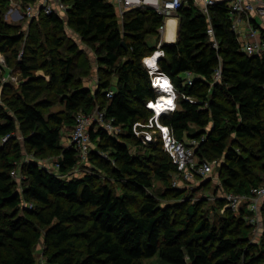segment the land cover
<instances>
[{
	"label": "trees",
	"instance_id": "16d2710c",
	"mask_svg": "<svg viewBox=\"0 0 264 264\" xmlns=\"http://www.w3.org/2000/svg\"><path fill=\"white\" fill-rule=\"evenodd\" d=\"M64 1L69 23L93 46L100 69L108 76L117 75V84L107 78L93 92L84 86L74 73L81 50L70 43L68 54L62 56L57 48L63 43L60 36L54 38L47 56L38 52L39 35L32 34L28 42L38 47L28 45L20 55L17 45L23 34L0 19V52L14 55L23 79L19 88L4 86L0 103V264H36L35 240H44L50 264H143V259L156 255L167 264H262L264 234L260 242L255 240V228L245 217L254 214L249 203L239 210L225 207L218 217L217 210L227 205L224 196L217 199L216 212L185 201L177 206H185V216L178 219L174 207L163 205L149 192L157 178L180 200L184 198L183 191L170 182L172 173L181 172L162 141L145 145L133 132L136 122L147 123L153 115L146 103L157 94L143 59L157 50L164 17L151 8L137 7L127 10L120 23L115 5L108 0ZM176 17L177 41L164 43L159 66L176 87L177 108L163 114L161 122L186 144V138L198 141L199 163H219L227 193L250 194L252 188L264 185L253 172L257 160L264 159V53L243 52L239 36L231 30L226 1L211 8L217 49L207 33V16L196 0L184 2ZM32 21L63 31L62 18L55 13H41ZM149 34L156 37L155 44L148 43ZM219 66L222 78L215 81ZM42 70L51 75L47 86L36 75ZM188 72L193 74L192 83ZM52 88L63 99L66 108L61 112H46L53 102L42 94ZM109 90H114L112 98L107 97ZM95 110L122 127L117 136L135 140L152 153L135 156L127 142L104 126H91V142L97 150L89 152V161L121 183V194L97 174H69L81 157L72 145L62 146L63 128H74L78 113ZM19 135L36 156L60 151L58 174L36 160L23 163L22 192L11 174L24 157ZM232 136L235 142L229 145ZM239 138L255 141L256 148L243 146ZM25 203L35 208L30 210ZM20 210L28 216L19 215ZM40 227L46 228L45 233Z\"/></svg>",
	"mask_w": 264,
	"mask_h": 264
},
{
	"label": "rangeland",
	"instance_id": "374dc122",
	"mask_svg": "<svg viewBox=\"0 0 264 264\" xmlns=\"http://www.w3.org/2000/svg\"><path fill=\"white\" fill-rule=\"evenodd\" d=\"M21 2L19 6H21L23 9H26L27 5L30 3L29 0H10L9 4L6 6H2L0 4V19L9 22L15 26H17L18 32L23 34L22 41L17 45V48L22 50L20 53H23L24 49L30 48L27 47L30 46H37L38 44H34L29 41V36L32 34L39 35L40 37V44L41 47L39 48L38 52L43 54H46L47 56L50 54V50L54 48L53 40L56 36H60L63 38V43H61L57 48L62 56L65 54H68V45L70 43H76L78 45L79 50H81V53L76 59V64L74 66V73L76 78H79L82 80V84L90 89H92V92L98 89L99 83L102 80L109 79L112 85L117 84V75L116 74H110L107 75V72L105 73L100 69L101 64L98 61L97 53L93 46L83 41L79 34L75 31L74 27L69 23L68 20V12L65 14L62 18L63 22V31H59L57 29L53 28V24H49L48 26L40 25V21H32L28 20L25 17L18 18L17 20L12 19L10 16V8L14 6V3ZM197 4H200V0H196ZM263 28H262V36L264 37V18H260ZM34 22V23H33ZM120 23H122V20H120ZM39 30V32L37 31ZM178 35V31H177ZM243 36L240 35V39H242ZM147 41L149 44H155L156 38L153 34H149L147 36ZM8 57L10 60V63H8ZM15 61L14 55L9 52L8 56L4 53L0 52V103H2L4 97V86L6 84H12L14 87L19 88V85L23 82L22 75L19 72V70L15 67ZM52 70V68H51ZM36 75L40 78V84L47 86L48 83H50L51 75L48 74L46 71H39L36 72ZM44 98L51 99L53 102V106L51 109L46 110V112H61L65 110V105L62 102V98L57 95L55 92V89H46L44 93L42 94ZM142 128V127H141ZM195 129V127H193ZM142 129L150 130L151 128L143 127ZM96 131V130H95ZM73 132V128L70 127H64L62 131V146H69L71 143V133ZM115 135V134H114ZM117 139L123 140L127 142L130 152L135 156L140 157H148L151 153V150L149 147H141L139 144H136L135 140H124L123 137L120 135L117 136ZM19 140L22 143L23 146V152L24 157L21 161L22 163H19L14 169L17 171L19 175V179L17 180V188L20 192H22L23 189V183H24V175L21 172V168L24 162L27 160H36L39 164H41L43 167L47 168L48 170H53L54 172H57V160L60 156L59 150L54 151H47L41 156H36L32 151L29 150L27 146L24 145V142L21 140L22 138L19 135ZM234 136L231 137L229 141V145H234ZM188 144L191 142L186 138ZM141 141V140H140ZM238 142L243 143V146L245 147H255V141L246 139L242 140L241 138L237 139ZM142 142V141H141ZM236 142L235 144H237ZM237 150L242 152V149L240 146L235 145ZM97 150L96 143L94 141L90 144V151ZM217 160H221L220 158H217ZM218 161V162H219ZM257 166L258 168H254L253 172L255 175H258L262 178L264 183V159L257 160ZM262 164V167L259 166ZM72 176L82 177L85 174H97L101 181L105 184H108L111 188H113L117 194H121L122 191V185L120 182L114 181L111 177H108L102 170H96L92 163L89 161V157L86 158H80L78 161L77 166L69 173ZM224 179L225 174L223 171H221L219 163L213 164L212 171L207 175L194 176V180H186L183 178L179 173L178 174H171L170 182L172 181V187L180 188L184 193V198L180 200V198L177 197V195L170 190L164 183L159 180H154V187L153 189L149 190V192L156 196V198L163 204V205H170L174 207V217L176 218H183L185 216L184 210L185 206L177 207L179 204H184V202H191V203H198L202 206L204 210H211L210 212L217 210L219 204L217 202L218 198H222L223 196L226 198L227 195L230 193H227L225 191L224 187ZM228 203V201L226 202ZM245 204V202L241 203L240 207H242ZM28 207V209H33L35 206L31 204H24V207ZM227 205H224V207L220 208V211L217 210L216 216L219 217L220 214H222L223 208H225ZM239 207V208H240ZM238 208V209H239ZM222 209V210H221ZM237 209V210H238ZM216 212V211H214ZM238 213V212H237ZM19 215L28 216V214L24 213L23 210H20ZM264 213H262V216ZM248 222L255 228L254 234H255V240L260 239L261 234L257 231L258 228V221H257V214H251L249 216H245ZM45 227H40V230L42 233H45ZM264 234V230L262 231ZM257 234V235H256ZM260 234V235H258ZM261 241V240H260ZM259 241V242H260ZM34 245V252H35V258H36V264H45L48 261V255L45 254V244L44 240H35ZM264 248V236L262 239V244ZM143 264H167L164 261H162L159 257V255H156L151 258H146L142 260ZM264 264V262L262 263Z\"/></svg>",
	"mask_w": 264,
	"mask_h": 264
},
{
	"label": "built area",
	"instance_id": "2783aa9c",
	"mask_svg": "<svg viewBox=\"0 0 264 264\" xmlns=\"http://www.w3.org/2000/svg\"><path fill=\"white\" fill-rule=\"evenodd\" d=\"M113 3L117 9L119 20L124 19L125 12L132 8L147 7L155 10L158 15L164 17V23L160 26L159 32L161 38L157 44V50L148 57H155V65L149 66L147 57L143 59L145 67L148 69L151 76V84L155 90L157 96L154 100H150L146 103V107L153 111L152 117L147 123L136 122L133 125V132L137 138H139L143 144L153 142L160 139L163 143L164 150L172 158L175 165L178 166L181 175L186 180H194V176H204L209 174L213 169V164L210 162L199 163L196 158L197 140L191 141L186 144L184 141L177 139L170 127L161 122V116L163 114L174 111L177 108L178 93L176 87L171 78L161 71L159 66L160 58L165 56V50L163 49L164 33L166 31L167 20L173 14L176 13L184 2L187 0H108ZM222 1H226V7L231 17V30L239 36V40L242 45V50L249 56L262 55L264 53V37L262 36V22L260 18H264V0H200L198 4L202 11L206 14L209 27L207 30L208 35L213 40V46L217 49L219 42L215 36L214 26L211 18V8ZM21 2L14 3V6L10 8V16L12 19L25 17L28 20H33L41 13L46 15L56 14L63 18L68 12V6L64 0H30L26 9L19 6ZM240 35L243 36L240 39ZM22 53H20L21 55ZM189 83H192L193 74L187 73ZM222 70L221 66L215 73V81L221 80ZM161 79V80H160ZM165 81V83H163ZM114 90H109L107 93L108 98H112ZM166 96L172 99V103L167 105V109L158 113L153 104H158L159 98ZM97 123L112 135H118L122 132V127L114 123V119H106L105 113L100 110H95L91 113H78L76 117V124L71 133V143L75 150L79 153L81 158H86L89 155L91 144V126ZM143 127L151 128L150 130L142 129ZM8 138H4L6 141ZM105 156L109 157L107 153ZM11 174L15 180L19 179V175L15 169L11 171ZM264 197V185L254 187L251 189L250 194L236 195L230 193L226 199L228 201L226 208L237 210L241 203H249V208L255 213L258 211L257 204L261 198ZM32 205V204H31ZM239 210V209H238ZM50 264V263H45Z\"/></svg>",
	"mask_w": 264,
	"mask_h": 264
},
{
	"label": "crops",
	"instance_id": "0c3cea01",
	"mask_svg": "<svg viewBox=\"0 0 264 264\" xmlns=\"http://www.w3.org/2000/svg\"><path fill=\"white\" fill-rule=\"evenodd\" d=\"M171 21H175V33H174V35H172V31H170V22ZM122 22H123V20H122ZM167 23L168 24L166 25V31H165L164 36H163L164 41L166 43H175L177 41V31H178V26H179V21H178V18L176 17V13L168 18ZM170 38H172V39L170 40ZM257 209H258V211L254 213V214H257V221H258L257 231L260 234H262V231L264 230V216H262V212L264 211V197L259 200V202L257 204ZM260 234H258V235H260ZM254 238H255V234H254Z\"/></svg>",
	"mask_w": 264,
	"mask_h": 264
},
{
	"label": "bare ground",
	"instance_id": "6f19581e",
	"mask_svg": "<svg viewBox=\"0 0 264 264\" xmlns=\"http://www.w3.org/2000/svg\"><path fill=\"white\" fill-rule=\"evenodd\" d=\"M170 31H172V35H174V33H175V21H171L170 22ZM171 39L172 38H170V40ZM156 58H157V56H155V57H147L146 60H147L148 64H150L149 66L155 65ZM163 83H165V81H163ZM172 102H173L172 99L167 98L166 96H161L159 98L158 104L154 103L152 106H153V108H155L157 110L158 113H161L162 111H164L165 109H167L168 108L167 105H169V103H172Z\"/></svg>",
	"mask_w": 264,
	"mask_h": 264
}]
</instances>
